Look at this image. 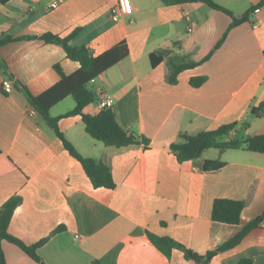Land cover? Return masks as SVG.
I'll return each mask as SVG.
<instances>
[{
    "label": "crops",
    "instance_id": "1",
    "mask_svg": "<svg viewBox=\"0 0 264 264\" xmlns=\"http://www.w3.org/2000/svg\"><path fill=\"white\" fill-rule=\"evenodd\" d=\"M214 1L241 16L261 0ZM131 5L123 13L118 0H0V38H15L0 46V206L21 197L8 232L27 245L46 239L36 249L46 264H195L176 248L166 256L149 234L205 254L264 210V153L208 148L180 163L169 148L181 132L231 122L238 123L242 137L264 134V117L250 111L264 103V5L228 31L230 15L203 2L131 0ZM75 28L70 43L85 45L93 56L125 42L127 55L88 82L96 98L84 112L101 110L97 93L103 89L113 98L118 124L147 137L146 147L105 145L85 131L80 114L65 115L76 100L69 82L51 91L61 81L54 65L69 76L80 64L39 36H65ZM226 31L211 56L181 71L176 83L167 80L166 58L151 66L149 54L158 49L200 61ZM199 76L206 80L192 86L190 79ZM5 79L12 83L9 92L1 87ZM23 87L51 104L50 116L59 117V130L81 155L110 167L113 188L92 185ZM207 159L225 164L206 171ZM216 198L245 201L239 224L212 220ZM1 246L7 264H40L10 241ZM208 264H264V217Z\"/></svg>",
    "mask_w": 264,
    "mask_h": 264
},
{
    "label": "trees",
    "instance_id": "2",
    "mask_svg": "<svg viewBox=\"0 0 264 264\" xmlns=\"http://www.w3.org/2000/svg\"><path fill=\"white\" fill-rule=\"evenodd\" d=\"M161 1L166 5H176L187 2H203L212 9L220 10L230 15L231 23L229 24L227 31L233 26L246 21L251 13H253L258 7L264 5V0H261L257 4L251 6L243 15L235 16L230 10L216 3L214 0ZM78 31L79 28H75L65 36H60L51 32H46L39 36V38L46 43L60 45L68 58L76 60L80 64L79 69L74 74L69 76L62 72L58 64L54 65V68L61 76V81L54 86L51 91H55L60 88V86L65 84V82H69V89H71L70 93L76 100V106L74 109L67 112L65 115L80 114L84 123L85 131L93 138L102 141L105 145L123 147L128 145L143 144L146 147L149 144V139L123 129L118 124L115 114L110 107L101 108V110L94 115L84 112V108L88 104L94 102L96 98L95 92L87 86L88 82L94 79L102 71L116 63L119 59L125 57L128 50L125 42H121L102 55L93 56L89 48L85 45L75 46L70 43V41L77 35ZM227 31L223 34L214 48L200 61H194L186 56L173 53L170 49H158L149 54L151 66H155L166 58L169 69L167 80L170 83H176L177 75L181 71L193 68L211 56V54L223 42ZM27 38H33V36H28ZM14 39L15 38L11 36H2L0 38V46L13 41ZM205 80V76L192 77L190 79V84L197 87ZM23 90L27 95L29 103L40 113V116L45 123L54 130L56 136L61 140L63 147L81 163L92 185L94 187L113 188L115 183L112 178L110 167L102 161L81 155L59 130L57 125L59 117L50 116L48 109L51 104L43 102V95L33 96L25 87H23ZM250 111L256 116L264 117V103L256 107H252ZM237 125V122H231L221 125L214 130H202L195 134L181 132L178 135V140L170 143L169 148L180 163L199 157L203 151L208 148H216L219 150L243 148L248 151L264 153V134L239 137L237 131L235 130ZM233 131L235 132L234 135H232ZM224 164L225 162L222 160L207 159L203 164V169L206 171L217 170L224 166ZM20 202L21 197L19 195H14L8 198L0 206V264H7L1 246L2 240H7L18 245L32 259L40 264H46L36 251L37 247L46 239L40 240L32 245H27L8 232L9 222L15 208L20 204ZM244 206L245 201L243 200L216 198L212 203L211 218L214 221L227 224H239L241 212ZM263 217L264 210L260 215L243 225L234 236L217 244L215 248L207 251L205 254H199L169 236L149 234V239L166 256H170L171 250L176 248L183 252L186 259L194 261L195 264H208L218 253L236 246L249 231L260 226ZM61 229L62 226H59L55 228L53 232L60 231Z\"/></svg>",
    "mask_w": 264,
    "mask_h": 264
},
{
    "label": "built area",
    "instance_id": "3",
    "mask_svg": "<svg viewBox=\"0 0 264 264\" xmlns=\"http://www.w3.org/2000/svg\"><path fill=\"white\" fill-rule=\"evenodd\" d=\"M118 2H119V10L121 12L123 13L131 12V9H132L131 0H118ZM56 4H57L56 2H53L51 5L52 7H55ZM111 16L114 20L118 19V14L116 10L112 11ZM254 27H256V25H254ZM1 87L4 91L9 92L12 89V83L10 80L5 79L2 81ZM97 96H98V99H99L98 101H99V105L101 108L111 107L113 103V98L109 93L105 92L103 89H100L98 90Z\"/></svg>",
    "mask_w": 264,
    "mask_h": 264
},
{
    "label": "rangeland",
    "instance_id": "4",
    "mask_svg": "<svg viewBox=\"0 0 264 264\" xmlns=\"http://www.w3.org/2000/svg\"><path fill=\"white\" fill-rule=\"evenodd\" d=\"M243 136V133L241 132L240 134H239V137H242ZM209 152H216V149H211V151H209Z\"/></svg>",
    "mask_w": 264,
    "mask_h": 264
}]
</instances>
